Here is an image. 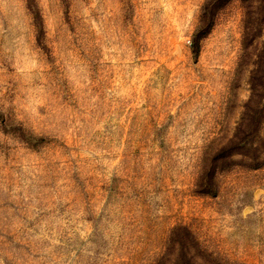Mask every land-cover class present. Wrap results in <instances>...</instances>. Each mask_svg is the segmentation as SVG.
Here are the masks:
<instances>
[{
  "label": "rangeland",
  "instance_id": "374dc122",
  "mask_svg": "<svg viewBox=\"0 0 264 264\" xmlns=\"http://www.w3.org/2000/svg\"><path fill=\"white\" fill-rule=\"evenodd\" d=\"M208 1L0 0V264H264V0L195 55Z\"/></svg>",
  "mask_w": 264,
  "mask_h": 264
},
{
  "label": "trees",
  "instance_id": "16d2710c",
  "mask_svg": "<svg viewBox=\"0 0 264 264\" xmlns=\"http://www.w3.org/2000/svg\"><path fill=\"white\" fill-rule=\"evenodd\" d=\"M231 0H209L204 8H203V14L201 19V25L198 28L196 34H195V41H194V53L195 55H198L200 53V44L201 41L207 37V35L210 33L215 17L217 16V12H219L221 9H223ZM39 18L40 16L36 14ZM227 156H224L226 158ZM222 159V158H221ZM189 244L192 248H195L196 240L195 238L190 234L189 236ZM188 264H193L192 258L188 259Z\"/></svg>",
  "mask_w": 264,
  "mask_h": 264
}]
</instances>
